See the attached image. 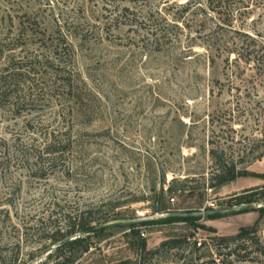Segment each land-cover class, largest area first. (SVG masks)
Masks as SVG:
<instances>
[{"label": "rangeland", "instance_id": "obj_1", "mask_svg": "<svg viewBox=\"0 0 264 264\" xmlns=\"http://www.w3.org/2000/svg\"><path fill=\"white\" fill-rule=\"evenodd\" d=\"M186 2L0 0V76L40 62L19 69L20 83L0 98V264H182L178 250L140 262V247L153 252L188 238L202 243L198 255L209 260L214 239L233 241L253 229L264 247V158L247 163L246 157L264 148L258 115L264 88L247 90L254 72L243 61L237 69L233 53L228 62L227 53L214 51L212 67L204 45L238 50L236 29L264 46V0H247L250 14L234 0L233 30L202 24L200 14L184 26L174 21ZM149 15L170 26L150 27ZM69 33L78 40L65 48L71 92L53 76L55 46ZM51 63L55 69L43 67ZM53 133L71 146L62 155L45 152ZM212 149L246 162L216 189L209 188ZM239 197L248 199L240 204ZM244 205L262 208L241 212ZM87 210L98 220L118 216L107 224L146 225L80 236L72 251L51 245L68 216ZM200 210L219 213L165 217ZM250 258L242 264H264L258 253Z\"/></svg>", "mask_w": 264, "mask_h": 264}, {"label": "trees", "instance_id": "obj_2", "mask_svg": "<svg viewBox=\"0 0 264 264\" xmlns=\"http://www.w3.org/2000/svg\"><path fill=\"white\" fill-rule=\"evenodd\" d=\"M137 3L139 0H130ZM147 1V0H144ZM247 0H242L243 8L244 10H241L243 12L242 14H250V4L246 2ZM234 0H187L186 3L180 5V11L183 16L176 17V22H180L183 24L193 20L195 17L200 15H204L205 19L200 20L199 22L204 24L207 21L214 22L216 21L218 23V26L220 28H227L230 30H233V24L236 19V10L233 6ZM239 13V12H238ZM192 17L191 20H188L189 18L186 17ZM147 22L150 23V27L156 26V29L161 28L162 22H165L168 27L170 24L167 22L166 18H155L153 15H149L147 18H145ZM215 22V23H216ZM188 26V24H186ZM175 26H178V23H176ZM161 30V29H160ZM168 30V29H167ZM166 31V29H165ZM233 31L236 32L237 35L240 36L241 42L240 45L236 46V49L229 48L226 45L218 44V42H206L204 44L206 46L207 54L210 56V62L212 67L215 65L216 60L214 56V51H222L223 53H227V61L230 60V55L233 53L235 54V62L238 66L237 69H240L239 63L245 62L248 64L252 71L254 72L252 75H250V79L246 80L247 90L249 89H256L258 86L264 88V46L259 45L256 38L247 33L242 32L240 30L234 29ZM169 31H167L164 35H167ZM70 37H67V40H70L67 42L66 38L63 44H56L55 50L53 52V57L59 62V66L55 69L54 64H46L43 67H46V69H55V72L53 76L56 78H59L58 80L62 82V86L68 90V92L74 91V84L70 77H67L66 74H68L67 70V63H65V58L67 56L66 49L74 48L75 44L72 40L77 39L76 36H74L72 33H69ZM76 42L78 40H75ZM68 44L67 46H65ZM236 44V43H235ZM218 48H217V47ZM66 48V49H65ZM190 51V50H189ZM230 54V55H229ZM39 64L40 62H30L27 64H19L18 70H11L10 68H7L6 75L0 76V98L6 97L10 89H13L16 87V85L19 82L20 77L23 75L22 72L19 69H24V67H29L28 69L31 71L34 68V64ZM253 64V65H252ZM252 65V66H251ZM41 66V64H40ZM36 69V68H35ZM236 73V72H235ZM20 83V82H19ZM264 92V90H263ZM75 102H78L79 100L74 98ZM259 104H263V107L259 110L258 115L260 118V123L263 121L264 124V98L262 100H259ZM50 140L51 143L45 148V152L51 153V154H64L65 151L69 150L71 148L70 145L62 144L54 133L50 134ZM33 141H36L35 138H33ZM264 143V138L260 141ZM27 146V145H26ZM32 148L34 145H31ZM264 147V146H263ZM16 148L18 151L21 149L19 140L16 143ZM28 149L27 147H25ZM260 153L257 154V156H246L249 157L247 160V163H251L257 160H261L264 158V148H262ZM22 150V149H21ZM23 151V150H22ZM21 152V151H20ZM23 153V152H22ZM25 154V153H24ZM27 156V155H26ZM210 156L214 162V172L212 174L211 178V184L209 185L210 189H216L223 185L227 181H231L235 179L237 176L241 174V171L238 170V166L241 164L246 163L245 160H242L239 158V160L227 158V155L224 150H218V149H212L210 150ZM52 165V164H51ZM258 192V190H256ZM248 198H238V201L240 204H243V200H247ZM91 210H87L86 212H82L81 214H77L75 216H68V220L66 223V228L57 230L53 233L51 236V245H59V248L62 247H69V250H73V246H71L72 242L77 243L79 240L82 239L80 236L86 235L88 232L95 229V224L102 225L107 224L112 221H117L118 216L116 214H107L101 219H95L91 218ZM241 212H245L242 211ZM165 213H168L167 211ZM170 219H182V220H190L194 218L184 219V218H170ZM146 225L145 222L140 225H133L130 226V229L144 226ZM107 230V229H105ZM102 230V231H105ZM99 231V232H102ZM97 232V233H99ZM95 233V234H97ZM77 239L70 241V238L73 236H78ZM60 238H57V237ZM67 243H63L64 241H67ZM214 247L216 251L209 252L208 259L205 260L204 257L199 256L198 254L201 251L202 245L200 247H197V243H190V240L188 238L186 239H177V240H169L164 242L160 249L148 252L146 249V245L143 244L140 247L141 255H140V262L146 261L147 259L152 260L153 258L159 256L164 251H172V250H178L179 256L178 259L182 264H242L246 262L252 261L250 256L252 254L258 253L260 257L264 258V247L262 245L261 239L258 237L257 230H244L242 231L239 238L236 240H229L226 238H220V239H214ZM89 249H86L88 251ZM71 258L68 259V263H72ZM142 262V263H143ZM121 264H129L128 262H123Z\"/></svg>", "mask_w": 264, "mask_h": 264}, {"label": "water", "instance_id": "obj_3", "mask_svg": "<svg viewBox=\"0 0 264 264\" xmlns=\"http://www.w3.org/2000/svg\"><path fill=\"white\" fill-rule=\"evenodd\" d=\"M258 208H262V207L244 205V206H242L241 210L246 212V211H253L254 209H258ZM218 213H219V210H200V211H195V212H190V213H171V214H167L165 217H167V218H184V219L203 218L205 216L217 215ZM144 222H145L144 220L118 221V222L103 225L99 228H95L92 231L88 232L86 235L95 234L99 231L108 229V228L113 227V226L130 227L133 225H140ZM67 242H68V240L64 241L63 243H67Z\"/></svg>", "mask_w": 264, "mask_h": 264}, {"label": "built area", "instance_id": "obj_4", "mask_svg": "<svg viewBox=\"0 0 264 264\" xmlns=\"http://www.w3.org/2000/svg\"><path fill=\"white\" fill-rule=\"evenodd\" d=\"M172 201H174V199H172ZM142 236L144 237L145 235L142 234ZM198 245H199V247H200V246L202 245V243H199Z\"/></svg>", "mask_w": 264, "mask_h": 264}]
</instances>
